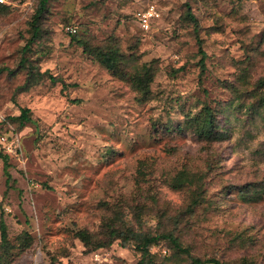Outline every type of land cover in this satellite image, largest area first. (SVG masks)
Instances as JSON below:
<instances>
[{
    "label": "rangeland",
    "instance_id": "rangeland-1",
    "mask_svg": "<svg viewBox=\"0 0 264 264\" xmlns=\"http://www.w3.org/2000/svg\"><path fill=\"white\" fill-rule=\"evenodd\" d=\"M37 1L13 0L0 17V133L6 125L2 136L17 148L0 145L11 177L0 159V217L12 244L23 233L32 241L9 264H135L137 253L118 241L89 252L74 233H98L115 207L146 205V196L184 208L187 189L171 186L179 172L196 174L205 190L183 233L193 254L264 264V108H253L264 80V0H49L41 36L23 51ZM71 35L110 42L123 72L150 74L148 93L113 77ZM28 72L38 80L22 90ZM205 107L217 137L193 132ZM22 108L30 122L7 121ZM247 188L256 201L239 196ZM239 233L254 245L230 250ZM152 252L169 255L164 245Z\"/></svg>",
    "mask_w": 264,
    "mask_h": 264
},
{
    "label": "trees",
    "instance_id": "trees-1",
    "mask_svg": "<svg viewBox=\"0 0 264 264\" xmlns=\"http://www.w3.org/2000/svg\"><path fill=\"white\" fill-rule=\"evenodd\" d=\"M13 0H10L12 3ZM49 0H38L36 8L29 27L31 35L26 42L23 51L29 50V47L41 36V22L47 11ZM11 4H0V17L6 16L10 12ZM189 6L186 5L187 19L196 24V19L189 12ZM196 27V31H197ZM70 40L83 48V52L91 55L99 64H101L113 77L128 82L134 90L142 94L148 93V85L151 80L150 74L139 73L138 71L129 75L124 71L125 62L118 55V50L115 47H107L110 42L90 45L86 41L78 40L75 35H71ZM198 45V53L200 54V64L203 68V62L206 57L202 50L201 39L196 37ZM106 49V50H104ZM26 59L21 60V69L25 68ZM147 70V69H145ZM240 79L247 78V68H239ZM29 74V72H28ZM37 75H42L37 72ZM31 76V78H29ZM54 82L53 78H50ZM34 80L32 72L26 77L24 84L20 89H26ZM254 94V100L257 101L256 106H253L256 111L258 108H264V80L258 82ZM260 89V91H259ZM258 91V92H257ZM28 109L22 108L18 116H12L7 121L17 124L19 127L30 122L28 117ZM194 125L193 132L195 135L202 138L217 137L216 131V116L212 110L205 107L191 119ZM4 126V131L0 133V137L7 132V126ZM0 159L3 162V170L6 176V181L11 180L8 172V156L0 152ZM171 186L174 189L186 188L188 191V200L184 208L173 210L169 207L160 206L158 199L155 196H146L148 204L122 206L118 205L102 218L100 231L93 234L85 229L77 230L74 237L77 238L87 251L92 252L100 248L108 247L114 241H118L123 249L132 250L138 255V260L135 264H261L256 259L250 256H241L234 261H220L211 256H198L193 254L192 247L183 240L184 230L188 229L191 219L196 215L197 210L201 205L205 204V190L202 186V179L194 173L179 172L172 180ZM247 188L239 190V196L246 201L254 202L257 199L258 193L252 190V193ZM146 216L154 219L155 224L151 225L145 220ZM32 241L29 235L23 233L17 237V244L14 245L8 238V230L3 217H0V264H9L14 256H19L26 251ZM230 250L239 249L246 250L254 245L251 238H247L243 233L236 234L229 242ZM164 245L169 251L168 256L160 258L152 252V249Z\"/></svg>",
    "mask_w": 264,
    "mask_h": 264
},
{
    "label": "built area",
    "instance_id": "built-area-1",
    "mask_svg": "<svg viewBox=\"0 0 264 264\" xmlns=\"http://www.w3.org/2000/svg\"><path fill=\"white\" fill-rule=\"evenodd\" d=\"M10 0H0V4H10ZM150 15V14H149ZM143 21V27L147 28V17L144 15V18L142 19ZM0 145L2 146V149L5 151V153H11V152H17V148L16 150L12 149V145L13 144H9L8 142V138L5 136H1L0 137ZM19 150V148H18Z\"/></svg>",
    "mask_w": 264,
    "mask_h": 264
}]
</instances>
